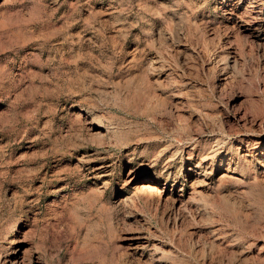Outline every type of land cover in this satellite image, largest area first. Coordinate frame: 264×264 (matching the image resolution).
Here are the masks:
<instances>
[{"label": "rangeland", "instance_id": "obj_1", "mask_svg": "<svg viewBox=\"0 0 264 264\" xmlns=\"http://www.w3.org/2000/svg\"><path fill=\"white\" fill-rule=\"evenodd\" d=\"M262 130L264 0H0V264H264Z\"/></svg>", "mask_w": 264, "mask_h": 264}, {"label": "bare ground", "instance_id": "obj_2", "mask_svg": "<svg viewBox=\"0 0 264 264\" xmlns=\"http://www.w3.org/2000/svg\"><path fill=\"white\" fill-rule=\"evenodd\" d=\"M262 136L264 137V130H262ZM230 167L231 166L229 165L228 169H226V171L222 174V177H226L228 175V173L232 172ZM138 188L141 189V190H143V191H148V192H150L152 194L157 193V195L158 194H161L163 192V190L161 189V187L157 183H155L153 181H145V182H142L141 184H139V187ZM142 195H144V194H142ZM160 200H162L161 197H160ZM262 258L263 257H260V259H262Z\"/></svg>", "mask_w": 264, "mask_h": 264}]
</instances>
